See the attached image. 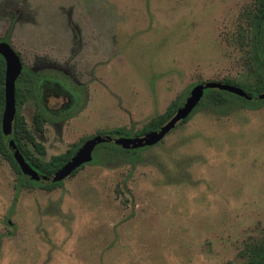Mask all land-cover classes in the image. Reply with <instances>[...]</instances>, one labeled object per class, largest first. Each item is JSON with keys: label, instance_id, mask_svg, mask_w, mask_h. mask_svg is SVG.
<instances>
[{"label": "rangeland", "instance_id": "rangeland-1", "mask_svg": "<svg viewBox=\"0 0 264 264\" xmlns=\"http://www.w3.org/2000/svg\"><path fill=\"white\" fill-rule=\"evenodd\" d=\"M257 1L0 0V38L38 74L44 129L35 100L20 113L46 154L29 147L48 161L107 130L134 137L200 83L254 84ZM232 100L54 189L21 185L0 155V264H248L264 246V102Z\"/></svg>", "mask_w": 264, "mask_h": 264}, {"label": "trees", "instance_id": "trees-1", "mask_svg": "<svg viewBox=\"0 0 264 264\" xmlns=\"http://www.w3.org/2000/svg\"><path fill=\"white\" fill-rule=\"evenodd\" d=\"M249 26L251 31L250 36V61L248 62V69L250 73L255 77V83L249 84L246 82L236 83L232 80L218 81L222 83H228L233 85H238L245 89L249 95L252 96L251 99L239 96L235 93L228 92L225 90H220L217 88H208L205 90L204 97L202 98L199 105L195 110L184 120H182L178 125L185 124L189 121L190 117L196 112L200 107L208 108L211 110H225L233 104L232 98L238 99L244 105H254L255 107L264 102L263 99H259L258 96L264 93V0H258L255 6V10H251V15L249 16ZM11 30L6 34V36L0 38L1 42H7L11 46L10 41ZM21 62H22V72L16 82V105L17 114L13 122L12 132L10 134L5 133L3 130L4 125V111H5V76H6V61L4 57L0 54V155L7 159L14 169L20 174V184L28 188L33 186H40L47 189H54L63 185V181L54 184H42L37 181L29 180L24 177L19 164L16 162L12 155L11 149L8 146L7 139L11 138L14 140L15 145L18 147L20 152L23 154L27 162L37 171L42 174H51L64 166L69 160H71L80 147L87 141H83L76 144L73 148L69 149L67 152L59 155L52 156L50 160L45 161L35 154L32 148L29 147L31 144L37 153L40 155L46 154V148L36 139L34 132L31 130L25 116L20 113V107L29 99L36 101V106L38 107L35 116L34 123L38 130L44 129V123L46 118L44 112L40 107L39 100L36 96L38 74L28 68L24 63L21 53L16 51ZM184 99V98H183ZM180 102H175L169 106L166 113L159 116L153 117L140 131L133 134V136H142L150 131L159 129L167 121H169L177 109L184 104V100ZM256 101V103H253ZM177 125V126H178ZM176 126V127H177ZM100 135H109L114 137L131 136L130 130L125 127H118L112 130H107L101 132ZM145 147V148H149ZM140 148L137 150L145 149ZM135 149H124L117 146L109 141L103 142L97 145L92 160L81 165L76 169L71 176H74L78 171L88 164H109L114 163L119 159H127L131 162H136L139 158L137 154L133 153ZM249 246V245H248ZM250 258L248 264H264V246L256 245L249 247Z\"/></svg>", "mask_w": 264, "mask_h": 264}, {"label": "water", "instance_id": "water-1", "mask_svg": "<svg viewBox=\"0 0 264 264\" xmlns=\"http://www.w3.org/2000/svg\"><path fill=\"white\" fill-rule=\"evenodd\" d=\"M0 54L6 61V76H5V111L4 125L5 133L10 134L13 128V122L17 114L16 105V82L22 72V62L13 47L7 42L0 41ZM208 88H217L228 92L235 93L239 96L251 99L252 96L244 89L233 84L207 81L196 85L187 96L184 104L179 107L174 116L167 121L159 129L150 131L142 136L134 137H114L109 135H101L88 139L77 151L75 156L69 160L64 166L51 174H42L34 169L25 159L14 140L7 139L8 146L11 149L12 155L19 164L25 178L42 184H54L65 180L73 174L81 165L89 163L93 158V153L97 145L109 141L124 149H139L148 146H154L161 142L165 137L180 123L186 119L199 105L204 97L205 90ZM259 99H264V93L258 96Z\"/></svg>", "mask_w": 264, "mask_h": 264}]
</instances>
